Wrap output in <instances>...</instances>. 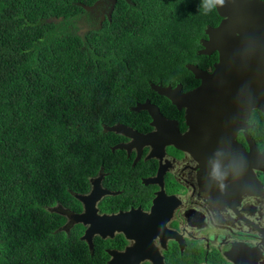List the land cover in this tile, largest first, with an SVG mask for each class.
<instances>
[{"label":"trees","instance_id":"16d2710c","mask_svg":"<svg viewBox=\"0 0 264 264\" xmlns=\"http://www.w3.org/2000/svg\"><path fill=\"white\" fill-rule=\"evenodd\" d=\"M76 1L0 0V264L93 260L55 229L52 205L106 148L101 123L134 115L149 82L193 79L185 64L219 19L202 0H117L111 22L82 37Z\"/></svg>","mask_w":264,"mask_h":264},{"label":"flooded vegetation","instance_id":"af4514ba","mask_svg":"<svg viewBox=\"0 0 264 264\" xmlns=\"http://www.w3.org/2000/svg\"><path fill=\"white\" fill-rule=\"evenodd\" d=\"M75 3L83 11L70 28L83 37L111 22L117 0ZM218 17L205 28L216 27L222 20ZM202 39L207 40L205 33L198 40L196 61L189 63L213 73L220 51L213 47L210 54L199 53ZM191 76L195 81L190 76L185 82L166 77L164 83L153 84L180 85L184 93L200 85ZM161 97L165 98L153 91L129 106L133 111L148 100L162 114L159 126L145 110L100 124L106 148L96 151L91 171L82 184L69 190V200L52 205L55 229L85 242L93 259L87 264H264V111L251 109L245 127L236 130L239 151L223 152L230 156L224 162L236 161L239 170L230 173L221 187L209 177L207 153L201 158L192 148L196 126L208 119L188 115L186 106L177 108ZM117 124L137 135L151 134V139L106 129ZM162 137L176 144L163 142ZM249 155L255 156L256 165L244 163ZM82 237L91 240L92 250Z\"/></svg>","mask_w":264,"mask_h":264},{"label":"water","instance_id":"95a60500","mask_svg":"<svg viewBox=\"0 0 264 264\" xmlns=\"http://www.w3.org/2000/svg\"><path fill=\"white\" fill-rule=\"evenodd\" d=\"M216 11L222 20L216 27L207 26L204 29L207 40H201L203 48L199 53L210 54L213 47H218L220 62L217 70L209 73L197 65L186 64V68L200 80V85L184 93L181 92L180 85L175 88L153 83L150 85L153 91L170 100L177 108L186 106L188 115L208 119L207 122H202L200 128L196 126L197 133L192 139V148L201 158L207 153L209 160L218 151H239V145L235 141L237 128L245 127L251 109L264 111V1L224 0ZM247 59L250 61L249 67L245 64L248 63ZM132 110L147 111L156 126L163 123L158 107L148 100L132 107ZM106 129L145 141L151 139V134L137 135L129 127L120 124ZM162 138L163 142L175 143L167 137ZM249 147L255 149V145L249 144ZM229 157L224 155L223 159ZM254 158L255 156L249 155L244 158V163L252 164ZM254 164L256 165L255 162ZM79 199L82 200V196ZM85 240L92 250L91 240Z\"/></svg>","mask_w":264,"mask_h":264},{"label":"clouds","instance_id":"9594fccd","mask_svg":"<svg viewBox=\"0 0 264 264\" xmlns=\"http://www.w3.org/2000/svg\"><path fill=\"white\" fill-rule=\"evenodd\" d=\"M224 0H202L201 7L205 12L214 11L217 6H222ZM223 152L218 151L212 160L209 161L210 164V179L214 180L221 187H223V182L227 179L230 173L237 172L239 170L236 161L224 162Z\"/></svg>","mask_w":264,"mask_h":264}]
</instances>
